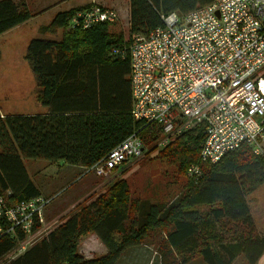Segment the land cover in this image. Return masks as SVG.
Segmentation results:
<instances>
[{
  "label": "trees",
  "instance_id": "obj_1",
  "mask_svg": "<svg viewBox=\"0 0 264 264\" xmlns=\"http://www.w3.org/2000/svg\"><path fill=\"white\" fill-rule=\"evenodd\" d=\"M211 2L128 0V41L111 34L107 23L87 29L71 23L91 5L56 13L40 31L61 29L60 39H33L24 55L36 81V100L46 113L0 118V197L9 193L4 201L11 205L41 196L26 171L27 159L84 170L133 133L142 140L143 152L155 149L162 129L131 116L132 38L161 27V16L182 18ZM31 17L22 4L0 0V35ZM203 140L202 127L193 126L159 151L157 157L187 179L169 204L130 200L125 181L112 179L103 194L78 205L23 257L30 264H117L126 249L162 232L167 252L161 253L160 264H189L196 257L205 264H234L239 256L245 264H256L264 256V235L255 227L247 199L264 185V155L242 144L215 164H201V177L194 180L186 171L198 163ZM92 235L106 251L87 259L79 247ZM24 238L19 230L15 237L0 235V264L11 262L2 260Z\"/></svg>",
  "mask_w": 264,
  "mask_h": 264
},
{
  "label": "built area",
  "instance_id": "obj_2",
  "mask_svg": "<svg viewBox=\"0 0 264 264\" xmlns=\"http://www.w3.org/2000/svg\"><path fill=\"white\" fill-rule=\"evenodd\" d=\"M119 15L91 5L71 23L87 29ZM161 19V27L133 36L129 48L133 120L162 129L158 146L202 127L199 161L186 171L194 180L201 164H215L242 144L264 155V0H212L182 18ZM142 153L133 133L84 170L106 176ZM6 197H0V224L8 227L0 225V235L15 237L19 230L25 238L15 251L26 250L48 229L41 228L45 203L36 198L8 205Z\"/></svg>",
  "mask_w": 264,
  "mask_h": 264
},
{
  "label": "rangeland",
  "instance_id": "obj_3",
  "mask_svg": "<svg viewBox=\"0 0 264 264\" xmlns=\"http://www.w3.org/2000/svg\"><path fill=\"white\" fill-rule=\"evenodd\" d=\"M13 1L22 4L32 17L0 35V118L10 115L46 113V108L36 100L38 91L36 81L24 60V55L29 42L33 39H60L63 32L61 29L50 33L40 31L42 27L50 23L56 13L90 5L113 8L120 15L116 22L109 23V31L111 34L120 35L123 41L129 40L128 0ZM175 137L177 136L171 137L169 142ZM162 138L163 136L155 143V149L144 150L141 157L122 163L106 176L96 175L93 172L86 173L81 168L76 170L77 173L65 176L59 163L24 160L29 177L40 190L39 198L45 203L42 210L44 221L41 228L48 227V229L35 242L42 240L46 233L61 221L62 218L59 216L66 211L70 214L92 195L103 194L106 191V185L115 178L125 181L130 200L165 206L178 197L184 190L187 179L179 175L172 164L157 157L159 151L169 143L165 146H158ZM261 194L264 195V185L248 197L247 202L250 209L259 203ZM52 207H54L53 210L60 209V211L56 213V216L47 219L45 212ZM198 209L205 212L208 207L200 206ZM256 210L259 212V209L254 211ZM16 249L12 250L2 262L13 260L26 251H15ZM105 251L99 239L94 236H90L79 247L80 255L87 259L99 257ZM162 252H167L164 234L154 232L144 243L126 249L117 264H160ZM189 264L205 263L202 258L196 257ZM234 264H245V261L239 258Z\"/></svg>",
  "mask_w": 264,
  "mask_h": 264
},
{
  "label": "crops",
  "instance_id": "obj_4",
  "mask_svg": "<svg viewBox=\"0 0 264 264\" xmlns=\"http://www.w3.org/2000/svg\"><path fill=\"white\" fill-rule=\"evenodd\" d=\"M59 166L61 167V169H63L62 171L64 172V175L65 176H70L71 173H77L76 170H79L80 168H77V167H70V166H67V165H62L59 163ZM81 176V175H80ZM51 202V201H50ZM249 205V204H248ZM54 207H52L50 210H47L45 212V215H46V218L50 219L51 217H53L54 215L56 216L57 212L60 211V209L58 210H53ZM250 209V208H249ZM255 209H259V212L256 210V212L254 211ZM69 212L66 211L63 213V217L64 215L68 214ZM250 213H251V216L253 218V221H254V224H255V227L258 231L259 234L261 235H264V195H259V203L258 204H255L253 206V209L251 208L250 209ZM62 216H59V218H63ZM94 236L95 238H97L95 235H92ZM95 240V239H94ZM24 252L22 254H20L19 256H17V258L11 260V262L9 264H30L28 262L29 260V257L28 256H24ZM239 258H241L242 260H244L242 258V256H239L237 257L236 260H238ZM235 260V262H236ZM31 262V260H29ZM234 262V263H235ZM256 264H264V256H262L258 262Z\"/></svg>",
  "mask_w": 264,
  "mask_h": 264
}]
</instances>
